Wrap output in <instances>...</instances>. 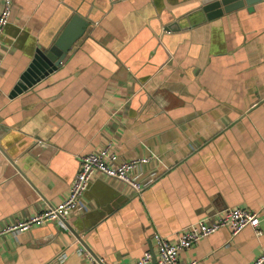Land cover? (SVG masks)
Here are the masks:
<instances>
[{"label": "crops", "instance_id": "obj_1", "mask_svg": "<svg viewBox=\"0 0 264 264\" xmlns=\"http://www.w3.org/2000/svg\"><path fill=\"white\" fill-rule=\"evenodd\" d=\"M73 15L87 27L62 64L10 97ZM106 140L119 162L155 155L140 169L154 181L137 194L97 174L85 211L0 235V264H91L79 246L128 264L154 233L231 207L258 211L260 234L221 228L180 258L251 264L264 249V0L212 19L199 0H13L0 43V229L63 200Z\"/></svg>", "mask_w": 264, "mask_h": 264}, {"label": "built area", "instance_id": "obj_2", "mask_svg": "<svg viewBox=\"0 0 264 264\" xmlns=\"http://www.w3.org/2000/svg\"><path fill=\"white\" fill-rule=\"evenodd\" d=\"M12 2L13 0H2L0 6V43L5 27L9 23ZM154 158H156L155 155H146L119 162L114 143L112 140H106L96 151L81 157L79 170L71 181L63 200L55 205H48L25 219L6 225L0 229V235L28 231L51 222L61 223L65 217L85 211L84 193L97 174L121 181L134 189L137 194L141 193L154 181L156 175L154 172L143 174L140 169L154 162L156 160ZM258 226V211L246 207L227 208L219 211L213 221L200 219L179 230L174 237L169 238L154 233L153 247L144 251L139 258L128 264H198L194 258L183 261L180 258V253L189 250L202 238L218 229L228 228L231 234L235 235L246 227H251L259 235ZM77 251L80 255L85 256L91 264H104L83 246H79ZM56 258L59 262L64 261L65 253H58ZM251 264H264V249L253 259Z\"/></svg>", "mask_w": 264, "mask_h": 264}, {"label": "water", "instance_id": "obj_3", "mask_svg": "<svg viewBox=\"0 0 264 264\" xmlns=\"http://www.w3.org/2000/svg\"><path fill=\"white\" fill-rule=\"evenodd\" d=\"M261 1L263 0H199L200 8L205 14L206 19H212L223 13H228L243 7L251 11L253 5ZM86 27L87 23L82 17L73 15L48 47H41L36 50L31 63L21 74L16 85L10 92V97L16 96L23 90L31 87L51 71L57 69L62 64L73 44L83 36ZM163 32H169V30L163 29ZM40 146L47 147L43 144ZM72 232L78 236L75 231L72 230Z\"/></svg>", "mask_w": 264, "mask_h": 264}]
</instances>
